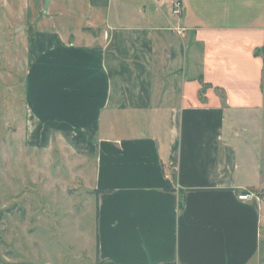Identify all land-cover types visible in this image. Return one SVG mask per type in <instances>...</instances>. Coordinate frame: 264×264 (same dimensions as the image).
Listing matches in <instances>:
<instances>
[{"label": "crops", "instance_id": "0c3cea01", "mask_svg": "<svg viewBox=\"0 0 264 264\" xmlns=\"http://www.w3.org/2000/svg\"><path fill=\"white\" fill-rule=\"evenodd\" d=\"M173 1L0 0L24 147L78 165L100 262L264 264V201L226 130L264 108V0Z\"/></svg>", "mask_w": 264, "mask_h": 264}, {"label": "rangeland", "instance_id": "374dc122", "mask_svg": "<svg viewBox=\"0 0 264 264\" xmlns=\"http://www.w3.org/2000/svg\"><path fill=\"white\" fill-rule=\"evenodd\" d=\"M1 15L0 264H98L86 246L87 214L80 218L91 195L78 185V165L76 170L71 157L61 153L24 147V51L17 40L10 41ZM227 124L238 146L239 175L257 185L253 191L264 200V108ZM68 197H74L73 213L60 207L71 204Z\"/></svg>", "mask_w": 264, "mask_h": 264}, {"label": "built area", "instance_id": "2783aa9c", "mask_svg": "<svg viewBox=\"0 0 264 264\" xmlns=\"http://www.w3.org/2000/svg\"><path fill=\"white\" fill-rule=\"evenodd\" d=\"M172 13L174 16H179L182 13V3L179 0L172 2ZM253 197L251 194H244L239 196V200H249Z\"/></svg>", "mask_w": 264, "mask_h": 264}, {"label": "trees", "instance_id": "16d2710c", "mask_svg": "<svg viewBox=\"0 0 264 264\" xmlns=\"http://www.w3.org/2000/svg\"><path fill=\"white\" fill-rule=\"evenodd\" d=\"M0 219H1V216H0ZM96 249H97V253H98V246ZM97 261H98V264H111V263L99 262L100 261L99 258H97Z\"/></svg>", "mask_w": 264, "mask_h": 264}]
</instances>
